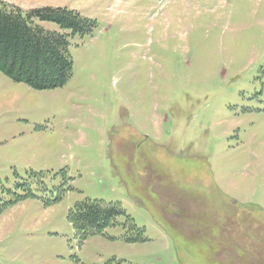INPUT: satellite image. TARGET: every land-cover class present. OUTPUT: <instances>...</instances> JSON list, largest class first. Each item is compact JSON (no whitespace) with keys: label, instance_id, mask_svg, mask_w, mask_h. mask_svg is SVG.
Here are the masks:
<instances>
[{"label":"rangeland","instance_id":"374dc122","mask_svg":"<svg viewBox=\"0 0 264 264\" xmlns=\"http://www.w3.org/2000/svg\"><path fill=\"white\" fill-rule=\"evenodd\" d=\"M5 1L96 28L62 87L0 71V264H264V0Z\"/></svg>","mask_w":264,"mask_h":264},{"label":"trees","instance_id":"16d2710c","mask_svg":"<svg viewBox=\"0 0 264 264\" xmlns=\"http://www.w3.org/2000/svg\"><path fill=\"white\" fill-rule=\"evenodd\" d=\"M43 22L55 23L61 31L46 29ZM95 28L96 21L76 9L42 6L23 10L0 0V71L38 90L62 87L73 69L69 37L91 34ZM122 215L127 217L125 226L141 232L119 202L85 198L69 212L77 235L85 237L103 234Z\"/></svg>","mask_w":264,"mask_h":264}]
</instances>
